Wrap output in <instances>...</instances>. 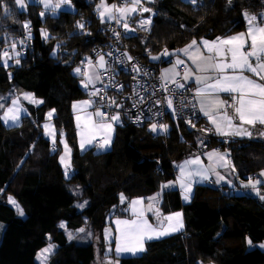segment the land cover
<instances>
[{"label":"trees","instance_id":"1","mask_svg":"<svg viewBox=\"0 0 264 264\" xmlns=\"http://www.w3.org/2000/svg\"><path fill=\"white\" fill-rule=\"evenodd\" d=\"M8 1L4 0L8 16L0 8V41L3 34L14 37L23 33L17 20L30 22L31 38L18 65H0V97L6 96L4 103L8 104L13 93L28 92L43 102L25 105L26 114L18 126L7 127L0 121V223L4 225L0 264H37V251L48 243L56 251L47 264H94V245L68 240L59 224L69 231L84 226L99 234L113 216L110 210L119 206L121 194L125 202L145 197L174 178V162L197 148L201 121L194 124L197 128L170 125L163 139L147 133L148 137L141 132L145 127L134 129L123 121L115 129L109 151L79 152L71 106L85 96L79 86L81 78L73 69L104 40L107 22L101 24L97 18L96 0H71L72 10L43 19L38 15L42 6L20 13ZM149 6L154 12L150 29L145 35L129 31L127 41L141 62L154 66L158 64L151 62L150 55L178 50L193 39L230 36L245 27L244 11L264 13V0H197L195 6L184 0H155ZM137 18L131 19V30ZM77 21L85 22V32L90 35L78 34ZM41 29L47 31V38ZM53 109L55 131L63 130L71 147L68 176L58 162L59 145L42 133L45 113ZM202 139L207 149L228 152L239 180L264 169L263 142L214 135ZM259 187L264 192V185ZM9 196L23 209V217L7 204ZM78 204L84 207L78 209ZM159 207L163 214L181 211L184 230L145 243L143 254L118 258V264H264V251L248 248L245 239H251L252 245L264 243V201L259 198L198 185L188 204L183 205L178 191L172 189L162 193Z\"/></svg>","mask_w":264,"mask_h":264},{"label":"snow or ice","instance_id":"2","mask_svg":"<svg viewBox=\"0 0 264 264\" xmlns=\"http://www.w3.org/2000/svg\"><path fill=\"white\" fill-rule=\"evenodd\" d=\"M150 2V0H148ZM184 2H190L194 6L197 0H184ZM38 3L43 6V11L40 12V16L44 17L46 13L51 12L53 15L57 13L58 9H61L63 5L72 7L71 0H38ZM231 3V0H229ZM15 4L20 8L24 9L26 6V0H15ZM0 8H3L5 16L9 15V8L4 4V0H0ZM96 12L101 24L115 22L117 25L122 26L125 29L124 36L127 37L130 29L129 21L134 19L135 15H141L143 13H151L152 9L145 6V0H123L120 4H108L106 0H100L96 5ZM135 14V15H134ZM246 24V31L240 32L235 35L226 37H216L214 40L209 41L207 39L201 38L199 41L200 45L204 46L203 52H207L204 55L202 50L199 48L197 41L193 39L185 48L180 50H175L173 53H169L167 49L164 50L163 55H175L177 59L175 63L167 69H163L160 73L161 86L160 90L165 93L162 100L155 101V104L160 105L162 108L164 103L167 104V108L172 110L173 117H176L174 97L177 95H182L178 92V89H184L188 91L185 87L189 83L190 78H194L196 83V88L194 91V97L189 100L188 103L192 104L193 107L199 105V111L208 119L211 128L201 129L205 134L211 131L212 128L215 129V133L219 136L230 137H249L254 135V129L257 125L260 129L256 132L260 137H264V23L258 22L260 18L256 15H251L247 11L242 13ZM261 18H264V13H261ZM152 17L148 16L146 19L141 18L137 24L138 27L143 31H148V25L151 24ZM76 27L80 29L79 35H85L90 33L85 32V22L77 21ZM23 28L25 30V36L23 40L30 39V22L25 21L23 23ZM113 36L116 37L117 41L121 38V33L116 29L109 28ZM41 35L45 38L48 37L46 30L41 29ZM72 35V34H70ZM21 41V43L23 42ZM59 47V45H57ZM7 48V44H6ZM56 49H53V54H55ZM181 53L187 56L191 61V66L185 63V60L180 58ZM112 56V52L108 53ZM20 56V52L17 51V44L13 42L9 50L0 51V64L5 68L9 66L8 61L14 60L15 63L19 64L20 61L17 57ZM153 60L158 59V57L151 56ZM88 61V66L83 70L80 67L73 69V72L77 75H82L81 85L85 89H92L88 92L89 97L97 96V94L102 91L97 89L96 83L102 81L104 75L109 72L112 65L106 61L105 56L99 52L96 53V60L93 63L92 60L85 58ZM116 63L124 64L126 62H132L133 58L124 52L121 56L114 57ZM179 66L184 68L183 82L177 80V76L180 75L177 70ZM132 79L135 81V86L133 88V95H140L136 92V86H139V81L137 76L141 74V68L136 63H131ZM146 74V73H145ZM115 74L109 75V80L113 79ZM168 84H174L175 88H168ZM113 86L112 84H106L105 89ZM117 91L122 90V85H114ZM219 93H227L231 96V102L224 101L219 98ZM155 95V92H153ZM22 98L27 100L29 103L40 104L43 101L36 100L30 93H22ZM101 100L104 99L103 96L100 97ZM6 100L5 97H0V101ZM143 102V98L139 101ZM134 101L133 107L136 106ZM183 103V102H182ZM86 109L93 106V101L83 100L74 102L72 105L73 111L77 110V106ZM115 105L116 108H120L121 105L117 104L114 99L109 98V107ZM0 121H3L7 126L9 122L13 125L18 126L21 113H25L26 109L20 104V97H14L11 99L10 104H5L0 102ZM230 110V111H229ZM55 110H51L47 116L46 121L52 117V113ZM162 113L157 111L155 115L159 116ZM97 119L93 123L92 116ZM109 114L105 113L97 108L95 113H90L88 117L85 118V130L83 134L80 132V116H76L77 120V135L81 136L80 146L83 149L85 143H91L97 135L102 137V141L97 143L99 149H104L109 146L112 133V124L109 123L105 117ZM142 113L136 115L135 121L141 120ZM120 113L117 112L111 115V121L117 123L120 122ZM238 121V123H237ZM189 123L191 121H185ZM45 135L49 136L55 144L56 132L52 126L46 122L43 125ZM150 129L156 132L159 129L160 132H166L168 130L167 124H157L152 123ZM60 143L64 145L65 152L60 157V163L65 167L66 174L67 168L70 166L66 157L70 153V149L64 141V133L61 130L59 132ZM199 139V138H198ZM227 142V140L225 141ZM200 143H203L200 141ZM199 146V145H198ZM55 151V148L52 149ZM208 160V164L202 163L200 156H194L192 158L184 160L182 163L175 165L179 169V173L176 180L168 181L167 184L161 185L164 187H172L173 185H179L181 189V196L184 200L190 199V194L192 192L193 183H199L203 181L211 182L210 177H216V183L220 184L221 181L225 180V177L221 175L217 169L221 167H228L230 161L228 160L227 151L221 154L218 150L213 149L211 152L204 154ZM235 172V167L231 168ZM260 176H264V169L259 173ZM198 178V179H197ZM229 185L231 182L228 181ZM257 185H264V181L258 179H253L249 177L247 183L241 182V186L245 188H251V190L259 196L261 201H264V194L260 193ZM3 189H0L2 192ZM159 193L155 196L148 197L147 209L142 207V199H133L129 205L132 219H117L114 221L116 224V234H115V244H116V254L119 256L122 252L131 253L136 255L139 252L144 251V241L145 239H152L154 236L159 237L165 235L168 231H176L178 227L182 226L179 221L181 214L179 212L173 213L168 216L161 217V213L155 205L158 203ZM121 202L123 203L125 197L123 194L120 196ZM8 203L12 205L18 215L23 216L24 212L20 205L15 201L12 196L8 197ZM87 203V202H85ZM80 208L84 207V204L77 205ZM126 209L125 211H127ZM146 211H153L157 220L161 221L158 227L148 223L145 218ZM176 218V223L173 224V219ZM169 221V224L165 226L163 221ZM59 227L64 228L65 225L61 223ZM78 232H83L84 229H77ZM73 237L71 233L68 234V239L71 240ZM105 242L107 244L109 240V230L105 229ZM249 246L252 245V241L249 238H245ZM259 247L264 249V243H260ZM55 245L49 243L45 248L40 249L36 253V260L38 264H47V261ZM107 255V252H106ZM107 264H111V261H107Z\"/></svg>","mask_w":264,"mask_h":264},{"label":"built area","instance_id":"3","mask_svg":"<svg viewBox=\"0 0 264 264\" xmlns=\"http://www.w3.org/2000/svg\"><path fill=\"white\" fill-rule=\"evenodd\" d=\"M123 0H112L111 4H120ZM36 7H41L38 3V0L35 1ZM260 20L264 22V18ZM132 20L130 19L129 25L130 29L132 27ZM109 28L116 29L118 32L121 33V38L117 41L116 37L113 36L112 32L109 31ZM125 29L117 25L115 22H111V24L107 23L105 27V38L100 43H97L91 49L88 59L92 60L93 63L96 60V53L99 52L105 56L106 61H108L112 67L109 69V72L106 73L102 79L96 83V88L101 89L97 96L89 97L88 92L92 89H85L83 91L85 99H91L93 101V109L96 110L100 108L101 111L108 113L109 115L105 117V119H109L112 114L117 112L120 113V118L130 127L134 129H139L146 127L148 124L157 123V124H167L168 129L170 125H178V124H185V121H191V124H196L202 121V117L199 113L198 105L195 107L192 104H189L188 101L192 100L194 97L195 87L189 86L188 84L185 87L188 91H184V89H178L182 95H177L174 97V104H175V111L176 117H173L172 110L167 108V104L164 103L163 107L161 108L160 105L155 104V101L162 100L165 93L160 90L161 81H160V73L156 66L154 65H146L141 62L130 50L128 46L127 37L124 36ZM129 34V33H128ZM25 36V31L19 35L14 37V42L17 44V48L20 52L19 57H23L26 53L27 43L29 39L23 40ZM23 42L21 43V41ZM112 52V56H109L108 53ZM124 52H127L133 60L132 62H126L124 64L116 63L114 57L121 56ZM136 63L141 68V74L137 76V80L139 81V86H136L135 90L140 95H133V88L135 86V81L132 79V71H131V63ZM168 62V61H166ZM86 62L81 60L79 62L80 68L83 70V65ZM79 67V66H78ZM179 73H181L184 68L178 67L177 69ZM115 74L113 79L109 80V75ZM146 73V74H145ZM177 80H181L183 82V78L181 76H177ZM112 84L113 86L108 87L106 90L105 85ZM114 85H122L123 88L120 91H117V88ZM168 88L172 89L175 88L174 84H168ZM155 92V95H153ZM103 96L104 99L101 100L100 97ZM109 98L115 100L117 104H120V108H116L115 105L109 107ZM143 98V102L140 103L139 101ZM136 103V106L133 107V103ZM224 101L231 102V97L226 96L224 97ZM183 102V103H182ZM160 111L162 114L157 116L155 113ZM230 111V110H229ZM142 113L141 120L134 122L136 115ZM168 130L164 132L166 135Z\"/></svg>","mask_w":264,"mask_h":264},{"label":"crops","instance_id":"4","mask_svg":"<svg viewBox=\"0 0 264 264\" xmlns=\"http://www.w3.org/2000/svg\"><path fill=\"white\" fill-rule=\"evenodd\" d=\"M110 4H111V3H110ZM134 15H135V14H134ZM251 15H256L258 18H260V14H251ZM138 17H140V16L138 15ZM137 19H138V18H137ZM137 19H136L135 22H134V27H137V25H138V24L136 23V22H137ZM244 22H245V21H244ZM258 22H260V23H264V22H262L260 19L258 20ZM245 31H246V24H245V27L243 28V30L240 31V32H245ZM240 32H238V33H240ZM131 33H133L132 30H131ZM235 34H237V33H234V34H232V35H235ZM230 36H231V35H230ZM200 40H201V39H200ZM200 40H197V44H198L199 48L202 50V52H203L204 46L199 44V41H200ZM209 41H210V40H209ZM188 44H189V43H188ZM188 44H187V45H188ZM185 46H186V45H185ZM185 46L182 47V48H180V49L185 48ZM180 49H178V50H180ZM6 50H9V49L7 48ZM9 51H10V50H9ZM163 52H164V50L161 51V52L159 53V54H160V57H159L156 61H151L152 63L158 64V65H156V67L158 68L159 73H161V71H162L163 69H167V67L165 68V66H168V65H169V66L171 67V66L175 63V60L177 59V56H175V55L165 56V55H163ZM168 52L171 54V53H173L174 51H168ZM159 54H157V55H159ZM203 54H204V55H207V52H203ZM180 58L184 59V60H185V63L188 64L189 66H191V61L188 59L187 56H184V55L181 53ZM150 60H151V59H150ZM165 60H167L168 62H165V63L163 64L162 62L165 61ZM9 61H10V60H9ZM86 62H87V61H86ZM85 65H86V64H85ZM87 66H88V65H87ZM85 67H86V66H85ZM179 67H183V66H179ZM179 76H181V78L184 77V70L180 73ZM187 84H188L189 86H192V87H195V88H196V83H195L194 78H190V81H189V83H187ZM89 87H91V86H89ZM83 89H84V87H83ZM15 94L18 95L17 92H16ZM218 95H219V98L222 99V100H224V97H226V96H230V95L227 94V93H219ZM230 97H231V96H230ZM83 100H85V99L78 100V101H83ZM78 101H76V102H78ZM25 105H27V103H24L22 107L25 108ZM28 105H30V104H28ZM31 105L38 106L39 104H31ZM72 105H73V104H72ZM198 109H199V105H198ZM92 110H93L92 114H94V113H95V110L93 109V106H90V107H88V108L82 110V109L80 108V106L78 105V106H77V110L74 112V111H73V108H72V106H71L72 118H74L75 123H77V122H76V121H77V120H76V116H80V117H81L80 125H85V118L88 117V115L91 113ZM199 113H200V115H201V117H202V121H201V123H200L201 128H199V129H200V132H201V138H203V137H205V136H207V135H214V136H217L218 138H222V139H230V138H232V139H239V140H246V141H258V142H263V143H264V137H260L259 135L256 134V132L260 129V126H259V125H257L256 129H254V135H253L251 138H249V137H239V136H230V137L219 136V135H217V134L215 133V129H214V128H212L211 131H209V132H207V134H205L203 131H201V129L211 128V125L209 124L207 117H205L200 111H199ZM23 114H24V113H21V116H23ZM20 118H21V117H20ZM110 118H111V117H110ZM91 119H92V121L94 122V120H95V116L93 115ZM2 122H3V121H2ZM82 122H83V124H82ZM18 123H19V122H18ZM237 123H238V121H237ZM7 126L11 127V126H16V125H13V124H11V122H9V124H8ZM191 127H192V126H191ZM192 128H197V127L194 126V127H192ZM83 132H84V129L82 130L81 133L83 134ZM113 136H114V134H113V135L111 134L110 144H109L108 147H106V148H104V149H99V148L96 146L98 142H101V141H102V137H101V136H100V138H98V136H96V138L93 139L91 143H85L83 149H82L81 146H80V141H81V138H82V137L77 135L76 138L78 139V146H79L80 149H81L80 151L84 152V151L89 150V149H94L95 152H97V153H101V152H107V151H109V150L111 149V144H112V142H113V141H112V140H113ZM44 137H45V136H44ZM48 140H49V139H48ZM49 141H50V140H49ZM202 142H203V143H201L200 146L197 145L196 150H195L192 154H190L189 156H187V157H186L185 159H183L180 163H182L184 160L189 159V158H192V157H194V156H200L202 163L205 164V165H207V164H208V160H207L206 156L204 155L205 153L211 152L213 149L218 150V152L221 153V154L225 153V151H226V150L219 149V148H217V147L207 149V148L203 145V144H204V141H202ZM227 154H228V152H227ZM228 160L230 161L229 156H228ZM180 163H179V164H180ZM231 168H232V164H231V162H230V165H229L228 167H221V168H218V169H217V171H218L221 175H223V176L225 177V180H224V181H221L220 184H217V183H216V177H215V176H211V177H210L211 182H208V181H203V182H199V183H195V182H194V183H193V186H192V192H191V194H190V199L187 200V201L184 200V199L182 198V196H181V189L179 188V185H173L172 187H164V188H162L161 191L157 192V193H159V197H158V203L155 205V207L158 208L159 211H160V207H159V205H160V200H161L162 193H163L164 191L172 190V189H176V190L178 191L180 201H181V203H182L183 205L188 204L189 201L191 200L192 195H193V192H194V188H195V186H198V185H210V186H212V187H216V188H223L225 191L230 192V193H233V194H236V195H245V196H248V197L259 198V196H257L256 193H254V192L251 190L250 187H249V188H245V187H242V186H241V182H242L243 180H239V179H237V178L235 177L234 172L231 170ZM178 173H179V169H178V168H175V166H174V178H173V180H171V181L174 182V181L176 180V177H177ZM259 176H260V175H259V173H258L257 175L253 176L252 178H253V179H259ZM197 179H198V178H197ZM247 180H248V179H247ZM247 180H245V181H243V182H244V183H247ZM228 181L231 182V185H229ZM165 184H167V182H166ZM163 185H164V184H163ZM258 186H259V185H258ZM160 187H161V186H160ZM259 190H260V193H261V194H264V192L262 191V188H261V187H259ZM250 191H252V196L250 195ZM157 193H155V194H153V195L150 194V195H148V196L141 197V198H143V199H142V205H141V206L144 207L145 209H147V206H148V200H147V198H148V197L155 196ZM138 198H140V197L133 198V199H138ZM133 199L129 200L128 202H125V201H124L123 203L120 201V205H119V206H121V208L123 209V212L126 213V214L128 215L127 217H124L123 219H132V218H133V217L131 216V212H130V209H129V205L131 204V201H132ZM126 209H128V210L125 211ZM176 212H179V213L181 214V216L179 217V221H180V224H181L182 226L178 227L176 231H168V232H167L165 235H163V236H159V237H155V236H154L152 239H147V238H146L145 241H144V245H145V243H147V242H149V241H157V240H160V239H163V238H166V237H169V236H172V235H175V234L181 233V232L184 230V222H183V215H182V212H181V211H176ZM176 212H171V213L163 214V213L160 211V213H161V217H163V216H168V215H171V214L176 213ZM114 215L119 217V216H120V213L117 211ZM145 218L148 220V223L151 224V225H153L154 227H158L159 224L161 223V221L157 220V218H156V216L154 215V212H153V211H146V212H145ZM117 219H119V218H117ZM117 219H116V220H117ZM123 219H121V220H123ZM114 221H115V220H114ZM172 223H173V224L176 223V218L173 219ZM163 224H164L165 226H167V225L169 224V221L164 220V221H163ZM258 245H259V244H258ZM254 247H257L258 249L264 251V249H261L259 246H252L251 248H254ZM141 254H142V253H141ZM141 254H139V256H140ZM127 257H132V256H127ZM135 257H136V256H135ZM121 258H122V257H121ZM124 258H126V257H124ZM116 259H118V257H116ZM116 259H115V260H116ZM109 260H111V259H104V260H103L102 262H100V263L107 264V261H109Z\"/></svg>","mask_w":264,"mask_h":264},{"label":"rangeland","instance_id":"5","mask_svg":"<svg viewBox=\"0 0 264 264\" xmlns=\"http://www.w3.org/2000/svg\"><path fill=\"white\" fill-rule=\"evenodd\" d=\"M35 1L36 0H26V6H25V8L24 9H20L16 4H15V0H9L8 2V4H10V8H12V9H14L16 12H25V11H27V9H29L30 7H32L33 8V6H35ZM92 1H94V0H92ZM72 2V1H71ZM100 2V0H96V5L98 4ZM155 2V0H150V2H148V0H145V6H147V7H150L149 5H151V4H153ZM5 3V2H4ZM190 3V2H189ZM191 4V3H190ZM151 8V7H150ZM70 10H72V7H69V6H67V5H63L62 6V8L61 9H58L57 10V13L55 14V15H53L51 12H48V13H46V15L45 16H47V15H50V16H53V17H56L58 14H59V12H61V11H70ZM41 11H43V6L39 9V11H38V15H39V17L41 18V19H43L44 17H41L40 16V12ZM95 11H96V6H95ZM153 11L151 12V13H143L142 14V16L141 15H139L140 17H138V19H137V22L143 17V18H147L148 16H150L151 15V17L153 16ZM4 14V13H3ZM96 14H97V12H96ZM97 18H98V15H97ZM99 19V18H98ZM15 21H16V19H15ZM25 21H21V20H17L16 21V23L17 24H19V26H20V28H21V30H22V32H24L25 30H24V28H23V23H24ZM136 22V23H137ZM151 25V24H150ZM150 25H148L147 27H148V30L150 29ZM132 31H133V33L134 32H138V33H143L144 35L146 34V32L147 31H143V30H141L139 27H138V25H137V27H134V28H132ZM21 32V33H22ZM131 32V31H130ZM18 34V33H17ZM5 35V36H4ZM17 35H15L14 37H16ZM1 37H3V38H1V39H3V40H1L0 41V44L2 45V43H4L5 45H3L2 47H0V51H5L7 48L10 50V47H11V44L15 41L14 40V37H12V34L10 35L9 33H7V34H3V36H1ZM128 43V42H127ZM6 44H7V48H6ZM128 46H129V43H128ZM129 48H130V46H129ZM155 57H160V54L159 55H154ZM17 59H19V57H17ZM151 59V58H150ZM157 60V59H156ZM156 60H153V59H151V61H156ZM84 61L86 62L87 60L86 59H84ZM8 64H15V65H18L17 63H15L14 62V60H10V61H8ZM0 65H2V64H0ZM88 65V61L86 62V65L85 66H87ZM3 66V65H2ZM85 66H84V68H85ZM170 68V66L168 65V66H165V68ZM75 74V73H74ZM77 75V74H76ZM78 76H80V80H79V86L81 87V88H83L82 87V85H81V80L83 79V76L82 75H78ZM84 90H85V88H84ZM22 93H28V92H20V93H18V95L17 94H15V93H13V95H15V97H20V104H21V106H23V104L24 103H27V104H34V103H29L27 100H24L23 98H22V96H21V94ZM32 95V94H31ZM33 96V95H32ZM2 97H5L6 98V96H2ZM34 97V96H33ZM35 98V97H34ZM36 99V98H35ZM36 100H39V99H36ZM86 100V99H85ZM5 101V100H4ZM4 101H0V102H2V103H4ZM11 103V100H9V103L8 104H10ZM6 104V103H5ZM32 106H34V105H32ZM51 110H49V111H47L46 113H45V116H44V121H43V123H42V125H41V127H42V133H43V135L47 138V139H49L50 140V142L51 143H53V140H52V138H50L49 136H46L45 135V131H44V128H43V125L46 123V122H48L51 126H52V128L55 130V128H54V126H53V124H52V118H53V116H54V112L52 113V117L51 118H49L47 121H46V116H47V114L50 112ZM96 111V110H95ZM93 112V110L91 111V113ZM0 114H2V110H0ZM26 114V112L23 114V116ZM20 117L22 118V116L20 115ZM21 118H20V120H19V123H18V125L20 124V121H21ZM96 117H95V120H94V122L96 121ZM120 119V122L119 123H117V122H115V121H111V118H109V119H106L109 123H111L112 124V135L113 134H115V129H116V127L117 126H121L122 124H123V120H122V118H119ZM72 120H73V125H74V132H75V137L77 136V132H78V129H77V123H75V120H74V118H72ZM77 122V121H76ZM93 122V121H92ZM93 122V123H94ZM3 124H4V122H2ZM82 124H83V122H82ZM5 125V124H4ZM179 125V124H178ZM178 125H172L173 127H178ZM6 126V125H5ZM17 126V125H16ZM85 125H80V132H82V130L84 129L85 130V127H84ZM7 127H9V126H7ZM11 127H15V126H11ZM191 127V126H190ZM61 131V129L60 130H58V131H55L56 132V135L58 134V137L57 136H55V145H59V148H60V153H59V156H58V162H59V164H60V166L62 167V169H63V172H64V175L65 176H68L69 175V167L67 168V174H66V170H65V167L64 166H62L61 165V163H60V157H61V155H63L64 154V152H65V149H64V145L63 144H61L60 143V137H59V132ZM63 131V130H62ZM141 132L142 133H144L145 135H147L148 137H150V135L151 136H153V137H155V136H158V138H160V139H163V136H164V132H160L159 131V129H157V131L156 132H153V131H151V129H150V124H148V125H146V127L145 128H143V130H141ZM64 133V132H63ZM150 134V135H148V134ZM98 136V138H100V135H97ZM114 137V136H113ZM58 139V140H57ZM220 139H222V138H220ZM64 141H65V143L67 144V146H68V148L70 149V153H69V155H68V157H66V159L68 160V163L70 164V159H71V147H70V144L64 139ZM113 141V140H112ZM200 141H204L202 138H201V136L199 137V139H198V145L200 146ZM76 144H77V148H78V151L79 152H82V151H80L81 149H80V147L78 146V139L76 138ZM111 146H112V144H111ZM52 149H53V147H52ZM182 161V160H181ZM181 161H176V162H174V166L175 165H178ZM175 168H177L176 166H175ZM173 180V179H172ZM258 180H260V181H264V176H259V179ZM165 184V183H164ZM163 185V184H162ZM257 187L259 188V186L257 185ZM162 190V187H160L156 192H154V193H152L151 195H153V194H155V193H157V192H159V191H161ZM78 194V193H77ZM250 195L252 196V191H250ZM141 198V197H140ZM7 201H8V197H7ZM16 201V200H15ZM120 201H121V199H120ZM17 202V201H16ZM7 204L11 207V208H13L14 210H15V212H16V214L18 215V213H17V211H16V209L12 206V205H10L8 202H7ZM78 205H80V204H78ZM120 205V204H119ZM77 208L78 209H81L80 207H78L77 206ZM119 212L120 213V216L118 217V216H115L114 214L116 213V212ZM110 214H112L113 216L112 217H110V219L107 221V224L103 227V229H102V231L98 234H93V233H91V231H88L87 229H86V227L84 228V226H82L81 228H83L84 229V231L83 232H78L77 230L76 231H69V230H66L65 229V227L64 228H61V227H59L60 229H62V230H64V233H65V235H66V237H67V239H68V234L69 233H71V235H72V239H71V241H74L76 244H78V245H85V244H90V243H92L93 245H94V248H95V262H94V264H103V263H100V262H102L104 259H111L110 261H111V264H118V261H117V259H116V257H118V258H124V257H127V256H132V257H135V256H139V254H143L144 253V251H145V245H144V251L143 252H139V253H137L136 255H133V254H131V253H125V252H122L119 256H117V254H116V251H115V248H116V244H115V234H116V224L114 223V220H116L117 218H119V219H123L124 217H127L128 215L126 214V213H124L123 212V209L121 208V206H117V207H115V208H112L111 210H110ZM19 217H23V216H20V215H18ZM61 224V223H60ZM59 224V225H60ZM80 228V229H81ZM3 229H4V225L2 224V223H0V237H1V233H2V231H3ZM105 229H108L109 230V240H108V242H107V244H106V242H105V239H104V237H105ZM69 240V239H68ZM149 242H151V241H149ZM49 244V243H48ZM47 244V245H48ZM46 245V246H47ZM45 246V247H46ZM252 246H259L258 244L257 245H251V246H249V244H248V248H251ZM45 247H43V248H45ZM257 248V247H256ZM55 251H56V247L54 248V250H53V254H51L50 255V257H49V259L51 258V256L52 255H54V253H55ZM106 252H107V255H106ZM48 259V260H49ZM116 259V260H115ZM35 262L38 264V261L36 260V257H35ZM48 262V261H47Z\"/></svg>","mask_w":264,"mask_h":264}]
</instances>
